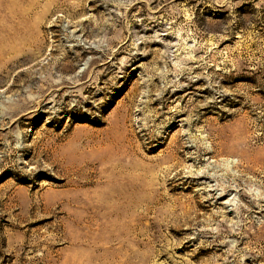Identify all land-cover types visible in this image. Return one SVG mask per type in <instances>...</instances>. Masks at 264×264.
<instances>
[{
    "label": "rangeland",
    "instance_id": "374dc122",
    "mask_svg": "<svg viewBox=\"0 0 264 264\" xmlns=\"http://www.w3.org/2000/svg\"><path fill=\"white\" fill-rule=\"evenodd\" d=\"M0 264H264V0H0Z\"/></svg>",
    "mask_w": 264,
    "mask_h": 264
},
{
    "label": "bare ground",
    "instance_id": "6f19581e",
    "mask_svg": "<svg viewBox=\"0 0 264 264\" xmlns=\"http://www.w3.org/2000/svg\"><path fill=\"white\" fill-rule=\"evenodd\" d=\"M116 164H117V162H116ZM117 166V165H116ZM119 167V166H118ZM113 169H114V165H113ZM110 172V171H109ZM113 171H112V168H111V172L110 173H112ZM119 172V171H118ZM115 174V173H114ZM108 180V179H107ZM114 182V181H113ZM111 184V183H110ZM112 186V185H111Z\"/></svg>",
    "mask_w": 264,
    "mask_h": 264
}]
</instances>
